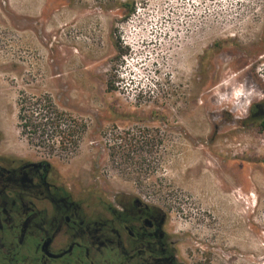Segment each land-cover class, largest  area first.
<instances>
[{
  "label": "rangeland",
  "instance_id": "rangeland-1",
  "mask_svg": "<svg viewBox=\"0 0 264 264\" xmlns=\"http://www.w3.org/2000/svg\"><path fill=\"white\" fill-rule=\"evenodd\" d=\"M228 76L264 92V0H0V152L160 207L186 264H264V132L217 120Z\"/></svg>",
  "mask_w": 264,
  "mask_h": 264
},
{
  "label": "flooded vegetation",
  "instance_id": "flooded-vegetation-1",
  "mask_svg": "<svg viewBox=\"0 0 264 264\" xmlns=\"http://www.w3.org/2000/svg\"><path fill=\"white\" fill-rule=\"evenodd\" d=\"M235 112L223 108L217 120L264 132V99ZM179 245L160 207L83 198L50 163L0 152V264H186Z\"/></svg>",
  "mask_w": 264,
  "mask_h": 264
},
{
  "label": "clouds",
  "instance_id": "clouds-1",
  "mask_svg": "<svg viewBox=\"0 0 264 264\" xmlns=\"http://www.w3.org/2000/svg\"><path fill=\"white\" fill-rule=\"evenodd\" d=\"M233 79L234 76H228L216 86L214 89L216 102L221 106L227 104L235 107L237 116H243L251 107L252 98L257 96V93L253 86L246 84V82H240L233 86ZM258 98L264 99V95H260Z\"/></svg>",
  "mask_w": 264,
  "mask_h": 264
},
{
  "label": "bare ground",
  "instance_id": "bare-ground-1",
  "mask_svg": "<svg viewBox=\"0 0 264 264\" xmlns=\"http://www.w3.org/2000/svg\"><path fill=\"white\" fill-rule=\"evenodd\" d=\"M192 49H195V46L194 47H192ZM139 53V52H138ZM186 53L182 50L181 52H179V56H178V59H179V61H182L183 63H185V59H186ZM173 69V67H169V70H172ZM137 71V70H136ZM138 73H140L139 71H138ZM137 73V74H138ZM140 77V76H139ZM225 187H227V186H229V185H224ZM253 232L255 233V234H258L260 231H259V227H257L256 229H254L253 230Z\"/></svg>",
  "mask_w": 264,
  "mask_h": 264
},
{
  "label": "crops",
  "instance_id": "crops-1",
  "mask_svg": "<svg viewBox=\"0 0 264 264\" xmlns=\"http://www.w3.org/2000/svg\"><path fill=\"white\" fill-rule=\"evenodd\" d=\"M26 9V11H27V13L29 14V15H40V12L35 8V7H32V6H28L27 8H25Z\"/></svg>",
  "mask_w": 264,
  "mask_h": 264
},
{
  "label": "trees",
  "instance_id": "trees-1",
  "mask_svg": "<svg viewBox=\"0 0 264 264\" xmlns=\"http://www.w3.org/2000/svg\"><path fill=\"white\" fill-rule=\"evenodd\" d=\"M20 110H21V112L23 111V106H21V109H20ZM22 116H23V115H22V113H21V114H20V117H19L20 120H22ZM41 126H42V125L40 124V122H38V123L35 125V128H36V129H39V128H41ZM23 128H28V125H23Z\"/></svg>",
  "mask_w": 264,
  "mask_h": 264
}]
</instances>
